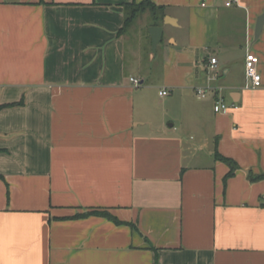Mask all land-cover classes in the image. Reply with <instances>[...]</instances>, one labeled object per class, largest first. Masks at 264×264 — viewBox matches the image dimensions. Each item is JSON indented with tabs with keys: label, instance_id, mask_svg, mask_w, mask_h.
Segmentation results:
<instances>
[{
	"label": "crops",
	"instance_id": "obj_1",
	"mask_svg": "<svg viewBox=\"0 0 264 264\" xmlns=\"http://www.w3.org/2000/svg\"><path fill=\"white\" fill-rule=\"evenodd\" d=\"M143 1L0 0V264H264V0Z\"/></svg>",
	"mask_w": 264,
	"mask_h": 264
},
{
	"label": "built area",
	"instance_id": "obj_2",
	"mask_svg": "<svg viewBox=\"0 0 264 264\" xmlns=\"http://www.w3.org/2000/svg\"><path fill=\"white\" fill-rule=\"evenodd\" d=\"M239 3V0H225V5L227 7H231L234 5H237ZM246 77H247V84L249 89H257L262 84V77L261 74L258 71V64H259V58L252 53H249L246 57ZM217 67V59L211 58L210 59V68L212 70L216 69ZM131 82L135 87H139L141 85V82L137 78H131ZM197 94L201 98H206L207 93L203 89H197ZM161 97L168 96V91H162L160 92ZM234 108V106H229L226 104L223 100H218L215 103L214 110L216 113H222L227 114L230 112V110Z\"/></svg>",
	"mask_w": 264,
	"mask_h": 264
},
{
	"label": "trees",
	"instance_id": "obj_3",
	"mask_svg": "<svg viewBox=\"0 0 264 264\" xmlns=\"http://www.w3.org/2000/svg\"><path fill=\"white\" fill-rule=\"evenodd\" d=\"M147 10L151 11V15L154 21H156L158 18H164L165 16L164 8L158 7L157 5H155V3L152 2V0H144L142 3L139 4L136 2L127 4L125 5V15H126L125 27L122 29L121 34H123L125 29L130 27L139 18V16L144 12H146ZM219 159H221L222 161L226 162L228 165L231 166V171L228 174V177L233 176L237 170L236 164L231 159L221 157L220 155H219ZM262 179H264V174L259 176H253V175L251 176L252 182L259 181ZM108 217L119 224V221L113 218L112 216L108 215Z\"/></svg>",
	"mask_w": 264,
	"mask_h": 264
},
{
	"label": "water",
	"instance_id": "obj_4",
	"mask_svg": "<svg viewBox=\"0 0 264 264\" xmlns=\"http://www.w3.org/2000/svg\"><path fill=\"white\" fill-rule=\"evenodd\" d=\"M167 21H170V23H174V20H172L169 17H166V22ZM263 28H264V13L259 17L257 24H256V29H255L256 39L260 37L263 31ZM149 32L152 38V51L154 54H156L157 47L163 40L164 30H163V27L161 26H155V27H151Z\"/></svg>",
	"mask_w": 264,
	"mask_h": 264
},
{
	"label": "rangeland",
	"instance_id": "obj_5",
	"mask_svg": "<svg viewBox=\"0 0 264 264\" xmlns=\"http://www.w3.org/2000/svg\"><path fill=\"white\" fill-rule=\"evenodd\" d=\"M153 19L152 15H151V11L150 10H147L146 12H144L143 14H141L139 16V19L136 20L132 25L133 26V29L135 28H138L140 27V25H146V23H151V20ZM171 33H175V30L172 29V28H169V30H167ZM167 37V36H166ZM167 41V38H164V42ZM162 43V41H161ZM160 43V44H161Z\"/></svg>",
	"mask_w": 264,
	"mask_h": 264
}]
</instances>
